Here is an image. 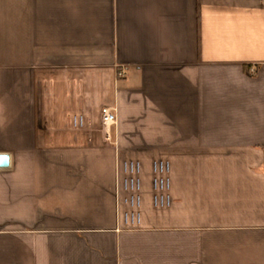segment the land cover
<instances>
[{
    "label": "crops",
    "instance_id": "0c3cea01",
    "mask_svg": "<svg viewBox=\"0 0 264 264\" xmlns=\"http://www.w3.org/2000/svg\"><path fill=\"white\" fill-rule=\"evenodd\" d=\"M0 154V264H264V0H0Z\"/></svg>",
    "mask_w": 264,
    "mask_h": 264
},
{
    "label": "built area",
    "instance_id": "2783aa9c",
    "mask_svg": "<svg viewBox=\"0 0 264 264\" xmlns=\"http://www.w3.org/2000/svg\"><path fill=\"white\" fill-rule=\"evenodd\" d=\"M250 71L252 73L255 72L254 68H251ZM117 123L116 121V115L115 111L111 108H104L102 110V124L104 128L106 129V140L109 143H114L113 139L111 137V128ZM125 172L129 173L130 175H138L140 172V165L139 163L132 164L130 166L125 167ZM125 188H130L131 190L139 191L140 189V182L139 180H135L134 178L128 179L124 183ZM132 205L139 206L140 201L139 197H136V199H132Z\"/></svg>",
    "mask_w": 264,
    "mask_h": 264
},
{
    "label": "water",
    "instance_id": "95a60500",
    "mask_svg": "<svg viewBox=\"0 0 264 264\" xmlns=\"http://www.w3.org/2000/svg\"><path fill=\"white\" fill-rule=\"evenodd\" d=\"M11 157L9 154H0V170H5L10 168Z\"/></svg>",
    "mask_w": 264,
    "mask_h": 264
}]
</instances>
